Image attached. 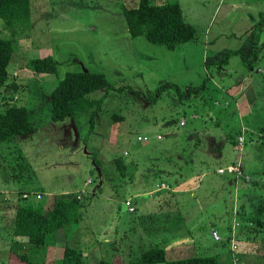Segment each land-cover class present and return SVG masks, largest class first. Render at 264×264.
<instances>
[{"label": "rangeland", "instance_id": "374dc122", "mask_svg": "<svg viewBox=\"0 0 264 264\" xmlns=\"http://www.w3.org/2000/svg\"><path fill=\"white\" fill-rule=\"evenodd\" d=\"M156 1L178 3L195 40L168 50L132 38L121 6L133 8L138 0H32L29 21L14 32L0 20V38L14 39L8 83L24 85L0 89V113L5 102L25 107L37 126L0 144V264H23L10 234L15 206L46 212L55 199L73 196L80 197L83 218L66 241L57 232L49 236L54 246L33 249L38 261L45 252L43 264L60 259L65 242L80 247L90 264L100 258L128 264L158 242H167L168 260L218 255L225 261L231 254L233 264H264V25L251 70L240 56L226 66H204L207 55L241 47L264 0ZM45 57L57 61L56 73L36 77L34 61ZM71 72L101 73L112 87L86 96L102 99L99 109L95 104L52 122L49 95ZM206 77L202 96L154 93L167 82L185 90ZM242 89L252 98H241ZM118 156L132 164L125 176L111 162ZM236 163L248 181L215 174L224 186L203 181L192 190L206 166L212 174ZM232 234L237 252L228 242Z\"/></svg>", "mask_w": 264, "mask_h": 264}, {"label": "trees", "instance_id": "16d2710c", "mask_svg": "<svg viewBox=\"0 0 264 264\" xmlns=\"http://www.w3.org/2000/svg\"><path fill=\"white\" fill-rule=\"evenodd\" d=\"M31 1L0 0V20L3 25L14 32L17 25L29 21ZM121 8L128 33L132 38L143 36L147 42L154 45H163L168 50H174L181 44L195 40L196 30L184 20L181 7L176 2L158 3L156 1L153 3L152 0H138L137 5L133 8H126L123 5ZM263 25L264 13H260L255 29L246 37L241 47L237 50L224 49L215 54L207 55L204 60L205 68L226 66L232 57L240 56L244 66L251 70L250 57L254 54L252 53L254 52V47L259 44ZM13 52L14 39L0 38V89L11 88L12 92H17L24 85L19 86V83L17 84L13 81L8 83L11 76L8 67ZM57 64V61L52 57L36 59L34 61L35 76L55 74ZM208 80V77H206L201 84L189 86L185 90H182L176 84L167 82L157 87L154 93L159 97L166 91L173 90L178 97L188 100L192 97L202 96L207 88ZM111 87L112 85L108 83L105 76L101 73H66L49 95L48 103H50L51 121L63 122L68 117L74 118L77 112L95 104L97 106L96 109H99L102 99L87 101L86 96L97 90L111 89ZM147 98L148 100L151 98L154 101L151 96ZM4 105L6 108L0 113V144L8 142L14 137L31 135L37 130V126L30 118V112L25 107L7 105L6 102ZM94 115L92 114V117ZM114 119L116 121L121 120L116 115ZM90 126L91 128L93 127V118H90ZM123 157L118 156L111 161L120 176H125L132 168V164H126ZM206 168L208 166L203 169ZM215 171L213 170L212 172ZM82 208L83 205L79 196L55 199L46 212H43L39 205L15 206L10 220V234L13 243L19 251L17 258L23 264H43L46 258L45 252L44 254L41 253V260L38 261V257L35 254L36 250L33 249L54 246L50 243L49 236L53 237V234L57 232L64 235L66 241V235L70 227L74 224H79L83 218ZM58 237L56 236L55 240ZM225 243L222 242V246ZM166 245L167 242H158L148 250L142 251L137 258L130 260L128 264H233V258L230 257L231 254L225 261H222L218 255H194L168 260ZM62 247V257L55 260L54 264H90L80 247L72 246L68 242H65ZM96 264L113 263L100 258Z\"/></svg>", "mask_w": 264, "mask_h": 264}, {"label": "crops", "instance_id": "0c3cea01", "mask_svg": "<svg viewBox=\"0 0 264 264\" xmlns=\"http://www.w3.org/2000/svg\"><path fill=\"white\" fill-rule=\"evenodd\" d=\"M153 1V3H155L156 2V0H152ZM228 65V64H227ZM264 72V69L262 70V72L260 71V73L262 74ZM237 85H241L240 84V81H239V83H237ZM248 88L249 87H247L246 88V90L248 91ZM246 90H244V89H242L241 90V98H242V96H244V98L246 99V97L247 98H252V95L251 94H248V92H245ZM238 91H239V89H238ZM246 94H245V93ZM248 102H249V100L247 99L246 100V104H248ZM236 103H238V101L236 102ZM188 167H191V169H196L195 168V166L194 165H191L190 163H188ZM220 168H221V166H220ZM219 169V167L217 168V169H214V170H216L215 172H213L212 174H210V173H206V170H204L203 169V171H202V174L199 176V178L197 179V182H195V184L193 185L194 187H193V189L192 190H194V189H197V188H199L200 186H201V183L204 181L205 182V184L208 186V187H211V188H215L216 186L217 187H222V186H224V184L221 182V181H219V180H217L216 179V176L218 175L217 174V170ZM215 174H217V175H215ZM219 176V175H218ZM195 176H193V178H194ZM210 178H213V179H215V181L214 180H211ZM219 178L221 179V177L219 176ZM229 179H232V180H230V182H232V183H234V186L236 187L237 186V181H235V179L233 178V177H230ZM222 180V179H221ZM223 181H227L226 179H224ZM163 184V183H162ZM161 184V185H162ZM24 195V194H23ZM238 206V205H237ZM237 219V218H236ZM233 227V226H232ZM249 227H251L252 228V224L251 223H249ZM231 228V226L228 228V231H229V229ZM239 228H241V226L239 227ZM239 232V231H238ZM228 233V232H227ZM244 243H246V244H249L247 241H245Z\"/></svg>", "mask_w": 264, "mask_h": 264}, {"label": "built area", "instance_id": "2783aa9c", "mask_svg": "<svg viewBox=\"0 0 264 264\" xmlns=\"http://www.w3.org/2000/svg\"><path fill=\"white\" fill-rule=\"evenodd\" d=\"M157 139H160V137H157ZM137 140L140 142H146V141H148V138L147 137L138 138ZM217 174L222 175V176L223 175H230V176L232 175L235 177V179L243 178L244 180L248 181V179H246V176H243V174H242V168H241L240 163H236L234 165H230V166H227L225 168H219L217 170ZM161 187L166 188L167 186L165 187L164 185H161ZM27 197H28V195L24 194V198H27ZM36 198L38 199L39 196H36ZM125 206L128 208V212H130V213L135 212L133 205H131L129 202H126ZM213 238L216 241H221V238L216 233H213ZM229 241L231 244V249L233 251L237 252V247H236L235 242H234V235L233 234L230 236L228 242ZM232 255L235 256L233 253H232Z\"/></svg>", "mask_w": 264, "mask_h": 264}]
</instances>
